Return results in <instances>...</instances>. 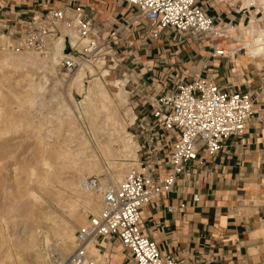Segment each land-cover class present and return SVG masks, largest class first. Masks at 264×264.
Masks as SVG:
<instances>
[{"label": "crops", "instance_id": "obj_1", "mask_svg": "<svg viewBox=\"0 0 264 264\" xmlns=\"http://www.w3.org/2000/svg\"><path fill=\"white\" fill-rule=\"evenodd\" d=\"M196 3L214 28L225 27V38L210 41L168 32L152 38L155 26L123 0H0V25L10 28L52 9L80 7L122 59L125 81H120L130 90V100L167 92L172 76L248 93L254 116L243 135L231 138L215 159L189 166V176L173 193L143 208L140 227L162 256L179 264H264V60L231 35V29L261 28L264 8L248 6L247 0ZM217 50L225 56L213 58ZM110 253L111 264H135L118 242Z\"/></svg>", "mask_w": 264, "mask_h": 264}, {"label": "built area", "instance_id": "obj_2", "mask_svg": "<svg viewBox=\"0 0 264 264\" xmlns=\"http://www.w3.org/2000/svg\"><path fill=\"white\" fill-rule=\"evenodd\" d=\"M196 1L123 0L155 26L152 38L166 32L210 41L225 38V27L214 28ZM70 34L77 38L75 45L64 38ZM55 45L65 55L61 64L67 75L88 67L97 69V65L109 72L119 67L110 37L80 7L62 6L10 28L0 25V54L45 57ZM224 56V50L212 55ZM172 80L167 92L145 93L134 107L140 110L128 130L138 147L137 168L120 184H102L97 177L82 181L85 192L100 197V209L77 230L74 250L68 256H62L54 245L45 247L47 264H111L113 242L128 250L135 264H179L171 256H162L143 232L141 211L153 200L173 193L178 182L189 176V166L215 159L231 138L241 137L254 116V101L248 93H230L202 79L172 76Z\"/></svg>", "mask_w": 264, "mask_h": 264}, {"label": "rangeland", "instance_id": "obj_3", "mask_svg": "<svg viewBox=\"0 0 264 264\" xmlns=\"http://www.w3.org/2000/svg\"><path fill=\"white\" fill-rule=\"evenodd\" d=\"M261 28H264V22ZM113 52L119 67L110 71V78L101 81L118 107L115 119L130 133L128 128L133 114L129 109L138 115L140 109L134 107L139 104V98L130 100L128 88L129 95L125 94L128 102L120 103L115 97V81H125V72L122 71V59L114 49ZM50 57L51 54L45 57L31 53L0 54V65L3 66L4 59H8L9 65L0 68V77L4 78L0 83V264H47L44 251L50 245H54L62 256H68L74 250L73 241L66 244V249H61L59 230L69 227L75 236L77 230L87 224L88 218L100 209L99 196L81 189L80 197L73 190V183L77 184L82 176V180L97 177L102 184H120L131 170L137 168L131 165L134 164L132 159L125 157L124 146L112 139V125L105 123L103 114L93 122V128L87 117L80 115L83 96L71 87L80 71L67 75L61 61L52 65L48 60ZM26 58L36 59L38 63L33 61L36 64L26 65ZM258 58L264 60V57ZM104 70L107 68L98 66L95 69L97 77ZM87 76L86 89L92 80L89 74ZM31 79L34 84L42 83L46 87L42 98H38L41 102L35 105L29 101L32 96L24 92ZM17 82L20 83L17 85ZM63 106L72 112V120ZM80 135L91 144L88 143L89 149L86 148L88 154L52 158L49 162L56 174L50 172L42 179L39 160L44 144H51V148L60 153L66 151V147L73 152L78 149ZM78 218L84 221L83 225L78 224Z\"/></svg>", "mask_w": 264, "mask_h": 264}, {"label": "bare ground", "instance_id": "obj_4", "mask_svg": "<svg viewBox=\"0 0 264 264\" xmlns=\"http://www.w3.org/2000/svg\"><path fill=\"white\" fill-rule=\"evenodd\" d=\"M258 4H260L261 6L264 7V0H247V5L248 6L249 5H258ZM231 31H232L231 35L234 36V38L239 39L238 41L242 42V44H243L242 46H244L248 50L249 54H251L252 56L264 57V28L256 29V28H253L252 25H250L249 27H246V28H242V29L240 28L239 31H238V34H237V31H235V29H231ZM225 35H226V33H225ZM64 38H68L69 42L71 43V45H75V43L77 41V38L75 37V35H72V34H70L68 36H65ZM35 58H37V57H35ZM61 59H65V55H63L62 52L59 50L58 45H55L54 48L52 49L51 57L48 60L50 61V63L52 65H58L59 62L61 61ZM35 60H32L30 58H28V59L26 58L25 59V61H26L25 64L26 65L28 63L33 64L34 63L33 61H35ZM7 61H8V59H4V61H2L3 66L0 65V68L9 66L7 64L8 63ZM36 63H38V62H36ZM36 63H34V64H36ZM98 66L101 67L102 65H97V67ZM87 74L90 75L92 80L90 79L91 80L89 82L90 86L86 89L85 80H88L87 79L88 78ZM109 76H110V72L108 70H104L101 73V76L97 77V73H96L95 69H93L91 67H88L86 69V71L81 70L77 74V76L74 78V81H72L73 85L71 87L76 89V92L83 96V100L81 102V106H82L81 110H83V111H82V113L80 112V115H84L85 117H87V119L91 122V127L93 128V126H92L93 122L94 121L96 122L98 117L101 114H103L104 118H105V123L112 125L110 127V135L112 136V139L116 143H121L124 146L125 149H124L123 153L125 154V157H128V158L132 159L134 164H131V165L135 166V165H137V154H136V151L138 149L137 143L135 142V140L133 139L131 134L128 133L127 130H125V128L123 126H121L119 124V122L115 119L114 115L117 112V109H116L117 106L115 107V105H114L115 103H113L110 94L108 93V91L105 88V85L101 81V79L107 78ZM3 79L4 78L0 77V83L2 82ZM45 82H46V80H45ZM19 83L20 82H17V85ZM26 87L27 88L24 89V92L27 93L28 95L32 96V97L28 96L30 98L29 101L31 102V104L35 105L36 102H41L40 100H38V98L41 99L43 94L45 93V88H46L45 85H43L42 83L34 84L32 79H31L26 84ZM114 88L117 90L115 92V97L120 101V103L128 102L127 99H125V96L129 95L128 92H126L125 89H124L125 88V84L122 81H120V80L118 81L117 80V81H115ZM126 106H128V105H126ZM63 108H64L65 112L67 113V117L69 119H71V113L72 112L70 111V109L68 107H64V106H63ZM129 111H131L132 114H133V117L131 119L132 122L129 124V125H132L134 123L135 119H136V115H135V113L133 112V110L131 108L129 109ZM73 124H75V123H73ZM74 128H75V126H74ZM75 133H76V131H75ZM92 133H93V135L95 137V135H96L95 134L96 133L95 129H93ZM75 140H77V139H75ZM95 140H97V139L95 138ZM71 142H72V140H71ZM88 143L90 144L89 140H87V138H85V136L80 135V137L77 140V145H76V147H78V149L76 148V151H73V152H72L71 149H69L70 147L69 148L66 147V151L60 153L57 150H53L51 148V144L50 145L49 144H44V147L42 146L43 148L40 147L42 149V154L40 153L41 157L39 156L40 157L39 164L42 166L41 167L42 171H43L42 179L45 178V176L48 175L50 172L53 173V174L55 173V169L53 170V167H52L51 163L49 162L52 158L53 159H60V158L62 159V158H67L68 156H72L73 154L75 155V157H78V155H84L87 152V149H86L87 146H88V149H89ZM66 146H68V145H66ZM69 146H70V144H69ZM35 147H37V146H35ZM38 152H41V150L38 151ZM88 152H87V154H88ZM39 157H37V158H39ZM89 160H91V159H89ZM91 161L93 162V160H91ZM80 170H79V172H80ZM80 174H81V172H80ZM81 177L82 176H80V178H79V182L78 183L76 182L77 184L73 183V185H72L73 186V190H75V193H77L79 196L83 194V192L81 191V189H82V181H83L82 179L83 178H81ZM88 178H91V177H88ZM48 181L49 180L47 179L46 182H48ZM87 194H91V193H87ZM86 204H90V201L87 200ZM80 219L81 218H78L77 222H78V224L83 225L84 221L80 220ZM58 237H59V240L61 241L60 244H59L60 248L62 246L61 249H63V250L66 249L65 248L66 244H69V243L71 244L72 241H73V244H74V238H75L74 230L69 228V227L65 226L64 228H61V230H59V232H58ZM107 248L109 249V246H107Z\"/></svg>", "mask_w": 264, "mask_h": 264}, {"label": "water", "instance_id": "obj_5", "mask_svg": "<svg viewBox=\"0 0 264 264\" xmlns=\"http://www.w3.org/2000/svg\"><path fill=\"white\" fill-rule=\"evenodd\" d=\"M69 52H70L69 44L66 43V54H68Z\"/></svg>", "mask_w": 264, "mask_h": 264}]
</instances>
